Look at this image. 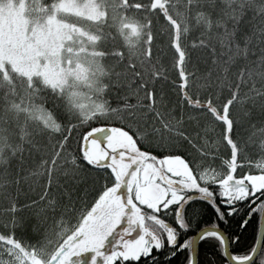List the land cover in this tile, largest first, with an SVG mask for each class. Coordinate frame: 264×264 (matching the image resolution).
<instances>
[{
  "label": "snow or ice",
  "instance_id": "1",
  "mask_svg": "<svg viewBox=\"0 0 264 264\" xmlns=\"http://www.w3.org/2000/svg\"><path fill=\"white\" fill-rule=\"evenodd\" d=\"M110 4L0 0V264H264V0Z\"/></svg>",
  "mask_w": 264,
  "mask_h": 264
},
{
  "label": "trees",
  "instance_id": "2",
  "mask_svg": "<svg viewBox=\"0 0 264 264\" xmlns=\"http://www.w3.org/2000/svg\"><path fill=\"white\" fill-rule=\"evenodd\" d=\"M117 6H118V0H111V4H110V6L108 8V19H109V23L110 24H115L116 27H117V29H121L123 25H128L129 27L123 29V31L125 33L135 32V26L140 23V21L137 20V18H136L138 16V13H136L134 10H130L129 11V14L127 16H125L124 13H123V11H121L119 13L117 12ZM101 10L103 11V3H101ZM100 23H103V20H101ZM105 31L107 32V26H105ZM154 31H155V29H154ZM139 38H140L139 35H137L136 36V39H139ZM164 40H165V37H163V36H160L158 38V40L156 42V45L154 46V49H153L154 54H156V49L162 46ZM162 62L165 65L170 66V56L169 55H164L162 57ZM175 75H176V73L174 71H172L171 76L174 77ZM165 87L167 88V85H165ZM173 98H175V97L173 96ZM76 147H77V144L75 142H73L72 145H71V149H75ZM249 151H250V154H254V150L250 149ZM208 163L212 167H218L219 166V161L218 160L213 161L211 158H209ZM244 170L243 169H238V172L240 173L241 171H244ZM91 175L92 176H95L97 174L96 173H92ZM91 184H92V180L89 179L88 180V186H91ZM79 187L81 189H83L85 187V185L84 184H81ZM35 190L36 191H39V187L36 186V189ZM23 191L24 192H27L28 195H30V196H34V192L29 191V189H28L27 186L24 187V190ZM22 199H23V196H22ZM233 227L235 228V225H233ZM26 231H27V234L28 235H31L30 230H26ZM250 235H251V230H249L248 232H245L244 233V236L246 238L247 237H250ZM246 243H251V240H247Z\"/></svg>",
  "mask_w": 264,
  "mask_h": 264
},
{
  "label": "rangeland",
  "instance_id": "3",
  "mask_svg": "<svg viewBox=\"0 0 264 264\" xmlns=\"http://www.w3.org/2000/svg\"><path fill=\"white\" fill-rule=\"evenodd\" d=\"M10 2L12 3V11L9 14L10 18L15 19L16 16L20 13V11L22 10V6H23V0H10ZM81 23L85 26L87 24V22L85 21H81ZM89 25H86L85 27H87ZM244 170V169H243ZM247 169H245L244 171H246ZM241 174L243 173V171L240 172Z\"/></svg>",
  "mask_w": 264,
  "mask_h": 264
}]
</instances>
